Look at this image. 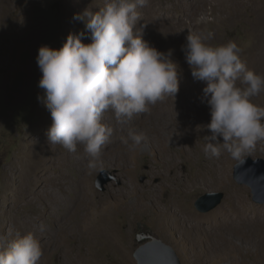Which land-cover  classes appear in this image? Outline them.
<instances>
[{
	"label": "rangeland",
	"instance_id": "obj_1",
	"mask_svg": "<svg viewBox=\"0 0 264 264\" xmlns=\"http://www.w3.org/2000/svg\"><path fill=\"white\" fill-rule=\"evenodd\" d=\"M164 1L168 8L155 12L150 17L152 26L148 28L140 25L141 20L145 21L146 11L139 6L137 11L141 20L137 27L143 29V38L158 50L165 53L169 49L174 50L172 59L178 62L183 79L180 92L175 97L165 98L168 104L175 101L184 104L183 107H202L203 89L207 83L193 78L182 50L189 31L198 34L212 32L213 37L209 42L213 45L235 41L243 50L241 58L246 65L254 61V54L257 57L264 56V0H244L236 8H225L222 5L225 0H221V4L214 8L207 3L198 5L195 0ZM101 4L102 0H0V235H7L4 225L6 229L15 226L14 235H8L9 242L24 235L15 219L10 217L9 206L19 196L20 200L11 211L31 219L30 213L34 214V209L29 205V200L35 196L36 215L40 216L39 222L45 226L43 233H46V237L50 234L54 238L51 250L40 240L44 254L42 264H63V257L71 256L69 252L72 250L85 251L88 248L98 264H138L135 251L141 244L154 238L171 245L182 264H264V227L256 229L251 221L241 225L242 220H239L235 230L217 227L216 220L205 221L202 228L198 225L200 215L209 214L222 206L236 216L232 197L236 187L244 188V195L250 204L264 208V203L253 200L252 189L248 184L236 181L234 165L240 160L231 159L229 177L223 182L220 179H217L218 182L213 181L215 173L210 175L211 183L201 181L194 186L191 183L185 186L170 177L178 166H181L180 170L184 174H190L191 177L205 167L204 155L199 153L191 158L188 157V151L196 149L197 145V150L205 147V137L211 135L206 125L211 119H196L198 125L190 129L177 124H172L167 129L161 128V132L167 134L165 148H170L181 164H171L163 152L152 145L153 132L148 127L152 120L149 112L146 114L148 118L144 116V121L147 122L144 129L147 139L140 146H117L113 155L102 154L104 167L91 172L86 169L87 155L81 158L76 150L74 164L66 168L65 182H68L65 190L53 185L49 179L46 181L48 172L53 175L60 173L52 154L55 151L62 154L65 148L59 144H50L48 140L42 142L34 132L43 118L52 122L50 111L38 100V96L42 97L44 94L43 89L38 86L42 76L37 64L38 52L44 45L59 49L70 33L85 31L84 22L74 17L86 9L99 10L102 8ZM85 35L90 37L87 32ZM83 42L91 43V39L85 38ZM257 61L252 64L254 71ZM249 65L247 68L251 69ZM259 71L255 72L260 73ZM237 84L242 86L240 81ZM252 100L264 107V91ZM185 114L186 112L183 113L184 116ZM247 156L264 157V141H259L241 160ZM34 168L39 169L36 181L34 180L39 187L33 196V178L30 174ZM82 174L90 185L91 200L84 208L77 210L82 214L88 213V216L80 227L72 229L69 223L62 228L61 222L66 223L63 215L65 209L78 198V180ZM102 175L110 178L104 189L97 185V178ZM125 183L127 185H123ZM21 185L25 187L21 188ZM128 185L135 187V191L129 192L125 188ZM110 186L124 187V192H109ZM24 191L26 195L21 197ZM208 192H223L222 202L209 211H200L196 207V201ZM173 193L180 197L181 205L198 215L195 217L196 222L192 220L193 224L189 221L185 223L179 216L166 212L165 208L172 202ZM100 212H104L106 216L100 217ZM250 216L253 214L250 213ZM106 217L107 222L102 225L104 230L95 231L96 226L103 224L100 221ZM107 223H110L109 227ZM109 233H116L115 238L108 237ZM256 236L262 240L256 242ZM126 251L129 253L127 256Z\"/></svg>",
	"mask_w": 264,
	"mask_h": 264
},
{
	"label": "clouds",
	"instance_id": "obj_2",
	"mask_svg": "<svg viewBox=\"0 0 264 264\" xmlns=\"http://www.w3.org/2000/svg\"><path fill=\"white\" fill-rule=\"evenodd\" d=\"M146 0H108L96 11L86 9L75 19L85 31L70 33L59 49L41 46L37 64L42 73L39 97L50 111L52 125L46 136L71 152L83 145L91 172L102 169L103 147L113 128L102 122L111 110L118 121L127 122L147 112L180 89L181 71L173 51L158 50L143 38L137 11ZM85 32L90 34L86 37ZM213 33L189 31L182 46L192 76L205 81L204 101L210 108L205 137L206 158H220L226 151L241 160L259 141H264V107L252 98L264 91V74L247 68L242 49L235 41L213 45ZM90 38L91 43H84ZM240 81L242 86H238ZM147 139L142 130L129 129L122 143L137 147ZM41 224L39 231L43 233ZM43 250L35 232L12 239L0 235V264H40Z\"/></svg>",
	"mask_w": 264,
	"mask_h": 264
},
{
	"label": "bare ground",
	"instance_id": "obj_3",
	"mask_svg": "<svg viewBox=\"0 0 264 264\" xmlns=\"http://www.w3.org/2000/svg\"><path fill=\"white\" fill-rule=\"evenodd\" d=\"M220 1L221 0H195V2L198 5H201V3L203 5H205L207 3V4H209V6H211L213 8L215 6L218 7L219 3L221 4ZM243 1L244 0H225L222 2V5L225 8H228V7L229 8H232V7L236 8ZM107 2H108V0H102V4H101L102 7H104ZM165 4L166 3L164 0H146V3L143 6H140V7H143L144 10L146 11L145 21L141 20L140 25H142L144 28L151 27L152 26V20L150 19V17H152L154 15V13L157 12L158 10H166L168 7ZM254 49H256V48H254ZM249 57H250V54H249ZM260 57L263 58L264 56H258L257 57V54H254V61L251 62L250 65L249 64H247V65H249V67H251L250 70H253L254 67L252 68V64H254L258 59L257 64H255L257 66V69L255 66V71L260 70L259 74H264V61H262V59ZM260 59L262 62H260ZM249 61H250V59H249ZM182 79H183V75L181 74V80ZM182 88H183V85H182ZM180 89H181V83H180ZM186 92H188V91H186ZM188 93H190V92H188ZM187 98H188V96H187ZM201 104H202L201 108L195 109L191 106L190 107H183L184 104H181L180 102H175V101L168 104L166 99H164L163 101L157 102L155 105H150L147 112H142L140 114H136L131 120H129L127 122L118 121L116 119L113 111H111V110L107 111L104 114L102 122L113 128V135L110 138V142L107 143L103 147L102 154H106V155L112 154L113 155V153L116 151L117 146L122 147V148L129 147V145L131 144V141L129 142V145H125L124 143H122L121 138L127 137V133L129 131V129L134 128L137 130H142L144 132V129L147 126L146 125L147 122L144 121V116L150 112L151 113L150 117L152 120L148 123V127H149V130L153 132L152 137H151V133H150V137L153 140V141H151L152 145L155 148H157L158 151L163 152L164 156L169 160V162H171V164H173V165L181 164V161L178 158V156L175 153H173L170 148H167V149L165 148L166 144H164V141H166V135L167 134L164 135V132H161V128L167 129L168 127H172V124H177L179 127H182L185 125V127L190 129V128H193V126L195 127L198 125L195 122L196 119H199V118L211 119L210 109H209V106L207 105V103L204 101V96H203V100H201ZM182 112L183 113L186 112L185 116L183 115ZM146 116H147V118L149 117L148 115H146ZM51 125H52V122H50L47 118H43V120L40 121V125H38L34 128V132L36 133L37 137L41 138L42 142H46V140H47L46 133H47L48 129L51 127ZM165 133H166V131H165ZM162 142L164 144V147H163ZM197 146H196V149L188 151V155H189L188 157L194 158L195 154H197V156H198L199 153L204 155V152H203L204 146H202L198 150H197ZM77 150H78L79 156L81 158L83 155H87L84 152L83 145L78 144ZM126 150H128V149H126ZM42 153H43V151H42ZM41 155H43V154H41ZM122 155H123V153H122ZM37 156H38V154H37ZM52 156H53L52 159H53L54 163L55 162L57 163V168L60 169V173L53 175L52 173L48 172L46 174L45 179H46V181L49 179L50 181H52L53 185H55V186L57 185L61 190H65V184L68 182V181L65 182V179L67 177L66 176V168H68L69 166L72 165V163L74 161V157H75L74 152H71V151H68L67 149H64L62 154L58 153V151H55L52 154ZM41 158H43V157H41ZM204 159H205V167L202 170H200V172L198 174H196V176L191 177L190 174H188V175L184 174L183 171L180 170L181 166H178L177 169L173 172V174H171V176H170L171 179H173L174 181H177L179 183L181 182L185 186H187V185L189 186L190 183L194 186V185H197L201 181H204V182L208 181L209 183H211L212 181L210 180V178H211L210 175L213 173L216 174V175L214 174L216 179L213 178V181L216 180L215 182H218L217 179H220L221 182H223V181H225V179L227 177H229L228 176L229 175L228 168H229L230 162H232L231 161L232 158L226 151H224L222 153L221 157L218 159L217 158L209 159V158H206L205 155H204ZM76 160H78V162H79L78 157ZM42 162H43V160H42ZM31 164H33V163H31ZM45 165L47 166V164H45ZM38 172H39V169L34 168V169H32V174H30V175H32V178H33V179H31V180H33V186H32L33 196L39 187V184L35 182L36 181L35 178H36ZM9 180H12V179L10 178ZM25 180L27 181V179H25ZM28 180H29V178H28ZM28 183H29V181H28ZM123 185H127V184L125 183ZM24 187H25L24 185H21V188H24ZM26 188H27V186H26ZM125 188H128L129 192H131L132 190L135 191V187H133V186L132 187L129 186V187H125ZM78 189H79L78 198H76L73 201V204L71 206H69L67 209H65V211L63 213L64 219L66 220L67 224L65 222L62 223L60 221L62 228L67 226L69 223H70L69 225L72 229H74L75 227H80L81 222L88 216V213L82 214V213L78 212V210H77L79 208H84V206L87 205L91 200V194H90L91 192L89 191L90 185H89L88 181L85 180L83 174H82L80 180H78ZM111 191L114 192L115 194H117V193L122 194L124 192V187L116 188V187L110 186L109 192H111ZM244 192H245V190L243 187H236L234 189V192H232L233 193V195H232V197H233V209L235 211L236 216H234L231 213V211H229L227 209V207L225 208V206H222L221 208H219V209H217V210H215L209 214L200 215L199 220H198L199 228L204 227L203 225H204L205 221L213 222L214 220L217 221V224H216L217 227H219V228L220 227H227L230 230L231 229L235 230L238 228L239 220H242V222H240L241 225H244L245 223H248V221H251L254 228H256V229H257V227H264V208L263 207L260 208L259 206L250 204L248 202V199L244 195ZM25 195H26V192L24 191V194H21L20 196L24 197ZM27 195L29 196V194H27ZM105 198H107V196H105ZM179 198L180 197L177 194L173 193L171 195V201L172 202L166 206V208H165L166 212H172L174 215L179 216L181 218V220L184 221L185 223H188V221H189V223L193 224L194 222L192 220H195V222H196L197 220L195 219V217L197 218L198 215H196L194 212H191L187 207L181 205V203L179 202L180 201ZM19 200H20V197L18 196V197H16L15 201L10 204V206H9L10 217L12 219H15L16 224L19 225V228H21L22 233L24 235L27 234L28 232H35L37 238L39 240H43L45 242L44 245L49 246V249L51 250L52 246H53V242H54L53 239L54 238H52V236H50V234H49V237L48 236L46 237L45 236L46 233L42 234L39 231V226L41 225V222H39L40 216L36 215V213H37L36 212L37 211L36 202L37 201L35 199V196L33 198L31 197L29 200L30 201L29 205H31V207H33V209H34V210H32L34 212V214L30 213L31 219H29V217L27 218L23 214L18 216L14 212L11 211L12 208L16 206V203ZM103 213L104 212H100L99 216L100 217H102L101 215L106 216V214H103ZM250 213L253 214L252 217L250 216ZM51 218L53 219L54 216H51ZM107 218L108 217H106L103 221H100V222H103V224H101V225L98 224L99 226L98 225L96 226L97 229H95V231L104 230V227L102 225H104V223L107 222V220H106ZM58 219H59V217H58ZM64 219H62V221H64ZM94 220H95V217H94ZM93 223H94V221H93ZM242 223H244V224H242ZM109 224L107 223L108 227H109ZM88 225H90V224H88ZM14 227L10 226L9 229H6L5 225H4V229L6 231L5 234L13 236L14 232H15ZM67 228H69V227H67ZM105 230H107V227H105ZM211 230H212V228H211ZM5 231H3V232H5ZM107 231L109 232V229ZM104 232H106V231H104ZM106 234H107V232H106ZM110 235H112V236H110ZM110 235H108V237L115 238L116 233L114 235L113 234H110ZM117 237H119V235ZM254 240L256 242L257 241L259 242L262 239L259 240V237L256 236V239H254ZM123 241L126 242L125 240H123ZM44 251H45V249H44ZM62 251H63V249H62ZM69 253L71 256H69L67 258L63 257V260H62L63 264H98V262L97 263L95 262L94 255H93L90 248L86 249L85 251H79V249L78 250H72ZM128 254L129 253H127V251H126L125 256H127ZM41 261H40V264H42V262H43V261L42 262Z\"/></svg>",
	"mask_w": 264,
	"mask_h": 264
},
{
	"label": "water",
	"instance_id": "obj_4",
	"mask_svg": "<svg viewBox=\"0 0 264 264\" xmlns=\"http://www.w3.org/2000/svg\"><path fill=\"white\" fill-rule=\"evenodd\" d=\"M234 177L238 183L251 187L254 201L264 203V157H244L234 165ZM109 180L104 175L99 176L97 185L104 189ZM223 197V192H208L197 199L196 207L200 211H209L219 205ZM134 256L138 264H182L177 251L159 238L141 244Z\"/></svg>",
	"mask_w": 264,
	"mask_h": 264
}]
</instances>
